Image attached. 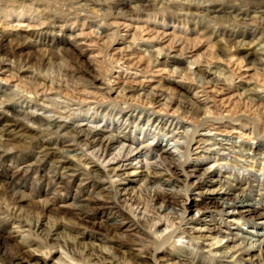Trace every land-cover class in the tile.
<instances>
[{"label":"bare ground","instance_id":"obj_1","mask_svg":"<svg viewBox=\"0 0 264 264\" xmlns=\"http://www.w3.org/2000/svg\"><path fill=\"white\" fill-rule=\"evenodd\" d=\"M257 1L229 0L228 3L234 5L224 9L231 10L225 15L222 13L225 11L216 10L217 4L225 0H94L92 3L83 0L77 5H84L66 10L64 18L50 20L47 11L28 6L26 0H0V144L6 146L11 142L3 138V133L9 130L7 134L18 136L23 149L42 154L41 159L29 154L19 156V149L12 146L15 154L0 151V159L17 161V158L25 167L42 164L43 168L45 165L51 168L59 159L80 151L81 146H98L104 153L121 137L76 125L75 114L84 112L116 118L126 128L153 131L178 146L181 156L176 159L164 149L156 152L164 166L179 169L184 180L191 177L189 173L201 171L198 183H218L215 189L202 193L206 198L202 206L204 213H211L212 206L217 204L223 210H231L224 215L233 221L253 216V225L261 226L257 222L264 219V211H254L262 204V194L257 195L259 200H252L242 187L233 195L230 189L240 185L239 178L228 180L219 188L222 176L219 178L216 170L198 166L190 171L184 169L194 156L212 159L218 165L264 171V10L260 12L258 9L263 8H256ZM151 2L159 3L162 10L180 7L179 14L167 15L163 11L160 18L147 14L144 19L143 16H126L122 10L128 5L133 6L135 12L148 9L147 4ZM244 3L252 6L241 9L239 5ZM89 4L98 9L88 11ZM54 10L56 15L64 12ZM216 21L226 25L211 26ZM169 24H172L171 31L166 32L164 29ZM189 25L192 28L188 30ZM255 43L260 50L239 56L244 46ZM80 55L85 56L84 65L80 63ZM250 55H258L257 66L248 64ZM21 101H29L65 118L17 110L16 103ZM53 139L67 142L49 147ZM70 142L72 144H66ZM91 164L88 170L83 169V176L87 178L82 174L77 178L78 186H96V195L101 198H93L91 207L81 203L73 206L80 225L92 234H80L85 244L77 243L76 235L66 234L65 230L71 228L64 223L48 222L45 214H59L55 201L28 200L15 188L8 193L14 203L6 214L15 215L17 203H28L44 214L39 219L31 212L24 225L19 221L9 227L8 237L20 236L13 245L4 240L1 244L5 253H11L10 264H121L113 257L114 248L108 245L110 238L107 237L113 238L127 227H134L144 238L134 242V264H139L141 259L152 264L264 262V237L253 240L257 244L251 245L246 241L250 239L232 234L227 242L241 241V244L221 246L217 238L224 232L218 228L199 229L193 236L181 232L183 213H172L179 223L157 219L154 205L159 201L163 204L156 212L175 207L179 191L173 188L150 190L156 180L168 184V173L164 170L151 168L140 172L143 182L140 195L148 199L152 207L133 201L127 213L121 210L116 199L115 185L101 187L106 183L101 176L107 173ZM70 166L65 162L61 169L68 170ZM25 167L11 174L26 173L22 171ZM127 168L128 165L117 162L110 166L108 173L118 176L120 181L132 182L135 170L127 172ZM212 175L214 178L210 179ZM52 182L59 184V188L65 183L58 174ZM252 186L250 183L251 191ZM85 193L77 202H88L81 199ZM214 195L220 197L214 198ZM106 211L112 215L108 221H95L96 216ZM140 222L148 225L147 229L140 228ZM3 226L0 220V232ZM32 234L39 237L40 243L29 239ZM183 239L184 243L176 245ZM49 241L56 247L51 244L46 251H41L40 246ZM254 248L259 255L252 254ZM3 254L0 250V264H5ZM172 255H182L185 259L181 256L174 262Z\"/></svg>","mask_w":264,"mask_h":264},{"label":"rangeland","instance_id":"obj_2","mask_svg":"<svg viewBox=\"0 0 264 264\" xmlns=\"http://www.w3.org/2000/svg\"><path fill=\"white\" fill-rule=\"evenodd\" d=\"M80 1L83 0H26V4L28 6L38 8L42 11L48 12V18L51 19H58V18H64L65 15H67V11L70 7L76 8L79 5H84L83 3H80L77 5ZM94 0H90V3H92ZM119 1H128V0H119ZM174 1V0H172ZM178 1V0H175ZM229 0H225L222 4H217V11L223 10L225 12V15L227 13H231V10H224L227 9L230 6H233L234 3H228ZM258 5H255L256 8H263L258 9L264 10V2L262 0L257 1ZM151 2L150 4H147L149 6L148 9H141L139 11H134L133 6L128 5L122 8L124 15L126 16H140L145 19V15L148 14L150 17H154L157 15V18H160L162 16L163 11L165 13L170 14L173 12L174 16H177L179 14L178 10L180 7L172 6L168 9L162 10L160 9V5L153 4ZM178 4V3H177ZM176 4V5H177ZM88 11L97 10L98 8L92 6L91 4L88 5ZM250 4H240L239 7L241 9H245L248 7H251ZM108 7V6H106ZM93 8V9H91ZM54 9H61L64 12H61L60 14L56 15L54 14ZM50 12V13H49ZM231 16V14H230ZM160 21V20H158ZM155 22V21H154ZM129 23V22H128ZM131 25H134L133 21H130ZM153 23V22H151ZM161 22H156L155 24L163 26V24H159ZM217 26H225V22H213L211 24ZM172 24H169L164 30L166 32H170ZM158 28V27H156ZM189 28H192L191 25H189ZM263 30V29H262ZM202 32H206V30H201ZM191 38H194L196 36H189ZM201 38L200 36H198ZM263 39V38H262ZM259 42H262L260 40ZM259 44V43H258ZM261 48L257 45V43L253 44L252 46H244L242 48V53L239 56H244L247 53L258 51ZM85 56L80 55V63L84 65L85 63ZM248 64L256 65L258 63V55H250L248 57ZM262 77V76H260ZM162 86H165V83L163 81H160ZM17 110L24 111L26 113H31L38 116L43 117H53V118H61L64 119L65 116L61 115L59 116L56 113L51 112L50 110H42L41 106H38L34 103H31L29 101L26 102H18L16 103ZM75 124L82 126L83 128H90V129H96L100 131H106L111 132L113 135L120 136V141L114 145L113 148L110 150L102 153L101 150H99L98 146L93 147H86L81 146V150L76 151L74 153H71L69 158H64L62 160L59 159V163H53L51 165V168L48 165H45L43 168L42 164H39L38 166H32V167H25L26 164H22L23 162L16 158L17 161H14L13 159L10 160H4L2 161L0 159V220L2 221L3 229L0 232V250L4 257L5 264H8L10 262L9 258L11 256V253H5L2 249V243L5 241L6 244L13 245L17 243L20 240V236H10V226L14 223L22 222V225L25 223V219H27V215L31 212L32 215H36V217H39V219L44 215L43 211L40 209L31 208L28 203H20L15 204L17 207V212L15 215L13 214H6V211H9L12 207L13 200L9 197L8 193L12 192L13 188L17 189L20 194L32 201H55L56 203V212L59 214L52 215V214H45L44 216L48 217V222L51 224H54L56 222L58 223H64L65 225L69 226L71 229L65 230L66 234H69L70 236L76 235V241L77 243L83 244L85 239L83 237H80V234L92 235L89 233L88 230H85L78 222L77 214L73 211V206L77 205V203H81L84 206H90L89 204H93L94 202L93 198L100 199V195H96L97 189L96 186H92L91 184H85L80 185L79 175L84 174V170H88L93 166L92 163L96 164V166L101 170L107 173V175L101 176V179H103L106 183L101 186L102 188H106L107 186H110L111 184L115 185L118 192L116 193V199H119V205L121 206V210L124 212H129L128 205L132 204L133 201L135 202H141L144 206L150 208L152 206L151 202L140 195V188L143 186V182L140 177L141 171H146L151 168H157L159 170H164V172L168 173V184L163 183L162 181L156 180L155 183L151 186L150 190L153 192L154 190H162V189H169L173 188L175 190H179L177 193L176 198V206L175 207H168L163 212H156V209H159L163 204L161 201L157 202L154 205L155 213L157 219L165 218L166 220L174 221L175 223H179L178 219L175 217V215H172V213L177 214H184L183 222L180 224V230L181 232H186V234H189L190 236L193 234V232L197 230H205L206 228H218L221 230V235L218 236V240L220 241L221 246H239L241 244V241H237L234 244L227 242L228 239L233 237L232 234H237L239 236H242L244 238H248L250 240L248 241L251 245H256L257 239H262L264 237V219L258 221L257 223H261V226H254L253 225V219L254 217H246L244 219H239L237 221H233L231 218H228L226 215H224L225 212L231 211L230 209H222L219 205L216 204V206H212V212L211 213H204L202 210L203 204L206 202L205 196L202 194L207 190L215 189L218 185V183L215 181V183H198V177L201 175V171L199 173H189L191 177H189L187 180H184L183 176L179 173V169L177 168H166L161 161L159 154L156 152L157 149H164L166 152L170 153L172 158H179L181 156L180 148L176 146L172 142H168L167 138L164 136L158 135L154 133L153 131H145L141 130L137 127L134 128H126L125 126L121 125L119 121H117L116 118L112 117H100V116H91L89 113L86 114L84 112H77L75 114ZM74 116V117H75ZM22 117H20L21 119ZM67 121H69V118H67ZM9 131V130H8ZM3 133V138L11 140L8 145H2L0 144V151H4L9 155L15 154V150H12V146L16 147V150L19 149L18 152L19 156H23V154L30 156H36L39 157L38 159L42 158V154L37 155V150H29V149H23L22 143L18 142V136H12L7 132ZM107 135V134H105ZM123 137V138H122ZM65 142L66 140L61 139H53L50 143H48L50 146H57L59 142ZM62 142V143H63ZM67 142V141H66ZM66 144H72L66 143ZM22 148V149H21ZM75 150V149H74ZM144 155V156H143ZM197 159V160H196ZM180 160H183L181 157ZM71 165L70 168L67 169H61L63 164ZM69 162V163H67ZM117 162L120 164L128 165L127 172H131L135 170V175L131 177L132 182L127 181H120L121 178L118 176H115L113 174H109L108 169L111 165H115ZM90 163V164H89ZM201 164V165H197ZM195 166H198L200 169H209L210 171H217L219 178L222 176L221 183H219V188L223 187V184H226L227 181H233L234 178H239L241 180L240 185L235 186V188L230 189V192L235 195L238 194L239 191L244 187L245 190H247V193L251 195L252 200H259L260 198L257 196L259 194H262L264 196V171H251L250 169L246 167H240L230 164L225 165H218V163H214L212 159H206L202 160L200 157H191L188 164L185 165L184 169L186 171H190ZM22 171L26 172L23 173L19 171L17 173L18 175H12L11 171L16 170L17 168L22 169ZM2 169L4 173L2 172ZM27 169V170H26ZM56 170V171H55ZM21 172V173H20ZM58 174L61 176V179L65 182L64 184L60 185L62 188H59V184H53L52 180L53 177ZM170 174V175H169ZM4 175V176H3ZM78 175V176H77ZM3 176V177H2ZM226 178L224 179L223 178ZM2 177V178H1ZM84 178H87L83 176ZM83 178V179H84ZM214 178V175L211 176L210 179ZM257 179V182H252L253 180ZM235 184V182H231ZM250 183H253L252 191L250 190ZM57 187V188H55ZM126 189V190H125ZM226 189V188H225ZM83 192H86L84 195H82L81 199H87L88 202L80 201L77 202L78 199H80V196ZM87 194L88 197L86 196ZM232 195V196H233ZM220 196L214 195V198H219ZM224 197V196H221ZM230 198L229 196H226ZM79 201V200H78ZM217 201H219L217 199ZM84 202V203H83ZM101 204V203H100ZM261 205H263L261 207ZM259 207L255 208L256 213H260L264 211V199L262 201ZM98 206V205H96ZM95 207V206H94ZM186 210V211H185ZM185 211V212H184ZM171 212V213H169ZM95 214V213H92ZM17 215L20 217H17ZM41 216V217H40ZM110 212H104V214L96 216L95 221H108L109 218H111ZM140 228L147 229L148 225L144 224L143 222H140L138 224ZM124 230V231H123ZM122 231L118 233L117 236L107 237L110 242L108 245H110L113 249L115 259L121 263V264H134L136 261V258L132 253H135L133 250H135L134 242H136L139 239H144L143 236L140 233H137L134 231V227H127L124 228ZM25 235H27V232H24ZM79 235V236H77ZM126 236V237H125ZM193 236V235H192ZM29 239L33 240L34 242L40 243L39 237H35L34 234L29 235ZM4 240V241H3ZM82 240V241H81ZM184 239L181 240V242H177L176 245L180 246L182 243H184ZM253 241V242H252ZM86 243V242H85ZM84 243V244H85ZM256 243V244H255ZM52 244V246L56 247L54 245V242H48L47 245H41L40 250L46 251L47 248ZM70 245V243H69ZM83 246V245H82ZM242 246V245H241ZM249 246V245H248ZM254 255H259V252L255 250L252 253ZM182 255H172V259L174 262L179 261V257ZM185 259V256H182ZM51 258H53L51 261L54 260L55 256L52 250ZM139 264H152L149 260L141 259L138 261ZM10 264V263H9ZM259 264H264V262H260Z\"/></svg>","mask_w":264,"mask_h":264}]
</instances>
